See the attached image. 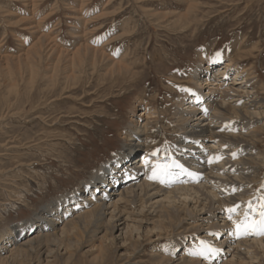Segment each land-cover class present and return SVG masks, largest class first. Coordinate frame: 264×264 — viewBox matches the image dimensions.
Returning <instances> with one entry per match:
<instances>
[{
    "label": "rangeland",
    "instance_id": "374dc122",
    "mask_svg": "<svg viewBox=\"0 0 264 264\" xmlns=\"http://www.w3.org/2000/svg\"><path fill=\"white\" fill-rule=\"evenodd\" d=\"M32 1L0 0V234L21 233L18 243L35 234L38 216L44 215L42 208L77 193L96 171L120 155L122 139L143 108L140 98L159 111L158 128L150 126L155 134L150 152L156 153L162 146L179 142L177 102L194 89L191 78L198 66L220 65L233 58L240 67L254 68L255 83L249 87H256V95L264 97L260 91L264 84V0H40L35 6ZM41 33L49 34L53 44ZM38 37L39 45L45 46L44 55L46 46L57 43L68 50L105 45L108 54L125 52L134 77L124 84L121 80L119 85H106L103 68L95 71L93 54L82 51L76 65L82 61L84 66L76 70L74 82H80V87L38 109L44 101L40 92L46 89L40 75L46 74L49 63L46 55L42 64L35 52L27 59ZM70 64L65 59L62 67ZM59 91L56 88L52 95ZM144 214L141 225L148 231L156 219L151 211ZM133 222L129 220L130 225ZM195 233L188 230L161 239L144 232L140 233L143 241L136 244V233L124 242L113 231L109 235L117 240L109 245L103 260L94 248L99 245L95 238L70 250L75 255L70 264H159L153 257L156 252L170 245L179 254L181 242H189ZM11 246L5 256L11 255ZM51 248L54 251L44 255L42 264H67L63 247ZM241 248L249 257L251 250ZM28 262L20 255L14 263L37 264Z\"/></svg>",
    "mask_w": 264,
    "mask_h": 264
},
{
    "label": "bare ground",
    "instance_id": "6f19581e",
    "mask_svg": "<svg viewBox=\"0 0 264 264\" xmlns=\"http://www.w3.org/2000/svg\"><path fill=\"white\" fill-rule=\"evenodd\" d=\"M39 1L33 0V6ZM41 34L48 44H53L54 39L49 34ZM39 43L40 39L35 41L33 49L27 51V59L35 52L42 64L46 55L49 60L48 64L44 63L43 74H46L40 75V82H44L46 89L41 85L40 94L44 95L41 98L44 101L39 102L38 109L79 86L80 82H74L77 80L76 70L84 66L82 61H79L80 66L76 65V61L82 58V51L93 54L91 66L95 71L98 67L103 68L102 79L106 85L108 82L119 85L121 80L124 84L134 77L133 64L126 60L125 52L108 54L105 45L72 46L73 49L68 50L57 43V46H46L48 53L44 55L45 46ZM99 56L101 60L97 61ZM65 59L71 63L68 68L62 67ZM235 62L230 58L224 64L207 62L197 67L191 78L194 89L177 102L175 122L180 133L179 142L174 146L160 147L156 155L150 152L151 138L155 135L150 126L157 127L159 111L150 108L146 100L140 98L139 104L143 108L133 121V128L122 139L124 150L120 155L96 171L77 193L42 208L44 215L38 216L35 234L20 243L21 233L17 231L0 234V264H15L20 255L22 260L42 264L44 255L54 251L51 246L63 247L67 254L66 263L70 264L75 258L70 250H78L85 241L93 242L95 238H98L99 245L94 248L103 260L109 245L117 240L111 237L113 231L118 232L124 242L130 233H136L138 241L135 239V243L141 244L140 233L162 239L169 235L176 237L188 230L198 234L195 233L187 243L181 242L179 254L170 245L164 251L156 252L153 257L159 264H264V233L238 231L233 223L234 220H243L248 202L258 208L264 201V178L261 179L264 170V147L261 146L264 97L256 95V87H249L255 83L254 68L245 69ZM56 88L60 89V94L53 96ZM45 90L48 93H44ZM260 91L264 94V84H261ZM215 157L220 159L209 163ZM156 165L169 167L153 176ZM237 204L241 207L229 219L226 209ZM145 210L151 211L156 219L150 221L148 231H144L141 225ZM129 220L134 221L133 224L130 225ZM9 244L12 245L11 255L5 256ZM241 247L251 250V253L247 252L249 257L242 253Z\"/></svg>",
    "mask_w": 264,
    "mask_h": 264
},
{
    "label": "snow or ice",
    "instance_id": "6c2138e0",
    "mask_svg": "<svg viewBox=\"0 0 264 264\" xmlns=\"http://www.w3.org/2000/svg\"><path fill=\"white\" fill-rule=\"evenodd\" d=\"M217 55H219V53H217ZM152 155H156V153L154 152ZM233 157L235 158V153H233ZM219 159L220 157H215L213 160H210L209 163L218 161ZM168 167V165H156L154 167L153 176H156L158 172L166 171ZM240 207L241 206L237 204L226 209L229 213V219H232V214L236 213ZM256 216H258V219L255 218ZM233 223L236 224L238 231L243 230L247 232L250 230H258L261 233H264V201L258 205V208L253 207V204L248 202L247 208L244 211L243 220H234Z\"/></svg>",
    "mask_w": 264,
    "mask_h": 264
}]
</instances>
